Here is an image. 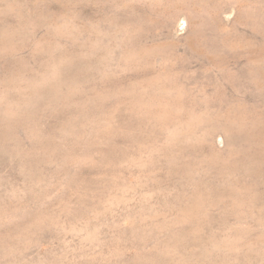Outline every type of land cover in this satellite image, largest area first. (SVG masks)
<instances>
[{"label": "rangeland", "instance_id": "1", "mask_svg": "<svg viewBox=\"0 0 264 264\" xmlns=\"http://www.w3.org/2000/svg\"><path fill=\"white\" fill-rule=\"evenodd\" d=\"M0 264H264V0H0Z\"/></svg>", "mask_w": 264, "mask_h": 264}]
</instances>
